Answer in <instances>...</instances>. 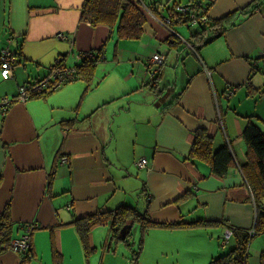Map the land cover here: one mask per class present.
<instances>
[{
  "label": "crops",
  "instance_id": "0c3cea01",
  "mask_svg": "<svg viewBox=\"0 0 264 264\" xmlns=\"http://www.w3.org/2000/svg\"><path fill=\"white\" fill-rule=\"evenodd\" d=\"M84 1L0 0V52L8 47L17 57L7 77L0 66V219L7 212L10 239L22 224H37L28 249L0 251V264H87L84 250L103 242L109 252L115 238L107 218L90 228L84 246L78 219L123 204L158 229L179 219H224L251 229L256 208L239 166L246 116L264 132V0H173L218 21L203 37L220 33L199 45L185 24L166 25L159 8L147 17L137 51L125 60L127 41H119L108 60L112 90H95L101 73L94 69L88 85L76 79L20 100V86L47 75L59 57L74 66L83 52L106 53L114 33L81 19ZM149 46L155 50L140 51ZM155 53L162 60L152 75L146 67ZM199 128L213 149H230L234 166L225 176L211 172L208 158L188 156ZM142 157L147 163L138 167ZM241 214L248 226L229 222Z\"/></svg>",
  "mask_w": 264,
  "mask_h": 264
},
{
  "label": "trees",
  "instance_id": "16d2710c",
  "mask_svg": "<svg viewBox=\"0 0 264 264\" xmlns=\"http://www.w3.org/2000/svg\"><path fill=\"white\" fill-rule=\"evenodd\" d=\"M168 3L169 0L164 3L153 2L152 0H85L81 10V19L92 25L104 24L110 26L116 36V41L138 40L144 33L147 17L150 14L158 15V9L162 8L167 13L165 14L166 16L162 14L163 17H167L170 20L169 23L165 24H185L189 30V40L192 41L197 37L199 45L208 42V40L220 33L216 31L206 37L202 35L206 28L219 25L215 19H210L205 24H194L200 25V30L194 29L191 31L189 26L192 25L187 23L189 17L186 13L177 10V6L180 3L172 2L171 5ZM91 54L93 56L80 57V61L74 65L75 71L72 78L66 80L62 85L76 79L84 80L87 85L92 81L95 66L97 62L103 60V57L101 56V51H91ZM158 73L159 69L157 66ZM246 117L248 120L242 130V138L247 148L246 160L239 166V169L250 189L256 208L253 227L251 229L237 228L224 219H195L190 221L179 219L172 223L162 224L163 227L179 226V228L224 224L225 229L230 232L223 245H220L223 236L222 234L219 235L218 245L224 252L218 251L210 258L208 264H246L248 247L252 238L264 232V132L256 122L251 120V116ZM211 139L212 137L207 135L205 128L196 129L188 156L190 158H208L211 172L218 177H222L227 174L228 169L234 166L233 156L226 144H221L213 149ZM107 218H110L112 237L121 238L125 243L127 242L126 236L129 228H125L124 236L122 237L120 230L123 225L127 223L132 225L137 221L140 223V232L142 233L151 223L158 226L160 224L143 213H137L131 205L123 204L114 213L112 211L97 212L78 219L79 235L84 246H86L87 233L90 228ZM10 232L11 221L7 216V212H5L0 219V251L4 250L9 243ZM231 239H233V245L227 248ZM258 264H264V249L259 252Z\"/></svg>",
  "mask_w": 264,
  "mask_h": 264
},
{
  "label": "rangeland",
  "instance_id": "374dc122",
  "mask_svg": "<svg viewBox=\"0 0 264 264\" xmlns=\"http://www.w3.org/2000/svg\"><path fill=\"white\" fill-rule=\"evenodd\" d=\"M172 2L173 0L168 4L171 5ZM192 26H189L191 31L200 29V26ZM182 27L186 28L185 25ZM124 41H127L124 43L125 47L123 48V54H125L123 58L126 60L128 53L131 56L132 51H137L136 48H139L140 42L139 40ZM118 43L119 41H116V36L114 35L106 45L107 51L106 53L104 51V58L100 62L107 66V68L105 69L104 66L103 71L101 64L95 67V70L97 71L98 69V72L101 73L99 79H97L99 83L95 88L96 91L112 90L113 88L112 82L115 83V74L111 77L108 66H112V63L108 60L115 58V48ZM147 49L148 51L151 50L150 52H152L153 49L155 50V48L149 46L148 48L140 49V51L143 52ZM119 58L118 56V59ZM251 201H253V198H251ZM197 214L203 213L197 212ZM231 218H229V222H233V220L237 221L238 223H235L236 226L246 227L250 224L249 218L244 214L231 215ZM157 226V224L151 223L147 226L146 230L141 233L140 223L135 221L128 229L126 243L121 240V238H115L108 252V247L104 245L103 242H98V244L95 245V249L83 251L84 261L87 262V264H208L212 253L215 251L224 252L219 248V241L217 239L219 233L224 234L223 231L226 228L224 224H218L217 227L214 225L196 226V228H192L193 230L169 226L158 229L159 227ZM222 226L223 228L221 229L220 227ZM232 245L233 239L229 241L227 248H230ZM263 248L264 232L252 238L248 247L246 264H258L259 254L257 251ZM5 249L9 250L7 245ZM104 254L106 255L103 259ZM66 264H68V262H66Z\"/></svg>",
  "mask_w": 264,
  "mask_h": 264
},
{
  "label": "built area",
  "instance_id": "2783aa9c",
  "mask_svg": "<svg viewBox=\"0 0 264 264\" xmlns=\"http://www.w3.org/2000/svg\"><path fill=\"white\" fill-rule=\"evenodd\" d=\"M195 7L189 9L187 5L179 4L177 6V10L180 12L186 13L189 17V21L187 22L189 25L201 24L206 22V17L204 14H199ZM165 23H169L170 20L167 17H163ZM56 37L58 39H65V35L63 33H57ZM81 56H93L91 51L83 52L79 54L78 58ZM104 58L102 53L101 55ZM261 59H262V70L264 75V48L261 51ZM162 60V56L158 53H155L150 58V62L146 67V71L149 74H157V63ZM17 61V57L14 55L13 51L8 47H5L0 52V66H1V75L3 77H7L10 72V68ZM75 71L74 66L64 65L62 57H59L55 62L49 67L47 75L44 77L31 81L27 84H23L20 86L18 90V97L20 100H25L28 97L33 95L43 94L48 91H53L58 89L66 80H70L73 76V72ZM60 156V157H59ZM58 162H66L67 157L64 155H59ZM58 159V158H57ZM147 163V159L142 157L140 158L136 164L138 167H144ZM37 226L34 222L24 223L22 224L23 231L19 237L10 239L7 244V248L13 252H21L28 249L30 245V235L33 229ZM224 234L222 233L223 239L220 245H223L225 239H227L230 235V232L225 229Z\"/></svg>",
  "mask_w": 264,
  "mask_h": 264
},
{
  "label": "water",
  "instance_id": "95a60500",
  "mask_svg": "<svg viewBox=\"0 0 264 264\" xmlns=\"http://www.w3.org/2000/svg\"><path fill=\"white\" fill-rule=\"evenodd\" d=\"M58 40H61V39H58ZM157 77V76H156ZM230 95V94H229ZM229 95H228V97H229ZM227 97V98H228ZM131 227V225H123L122 227H121V230H120V232H121V234H122V237L124 236L123 234H124V230H125V228H130Z\"/></svg>",
  "mask_w": 264,
  "mask_h": 264
},
{
  "label": "flooded vegetation",
  "instance_id": "af4514ba",
  "mask_svg": "<svg viewBox=\"0 0 264 264\" xmlns=\"http://www.w3.org/2000/svg\"><path fill=\"white\" fill-rule=\"evenodd\" d=\"M132 218V217H131ZM133 219V218H132ZM125 225H131L130 223H127V224H125Z\"/></svg>",
  "mask_w": 264,
  "mask_h": 264
}]
</instances>
